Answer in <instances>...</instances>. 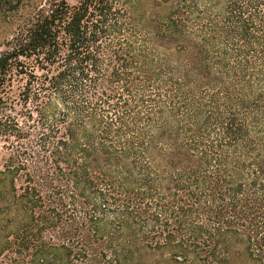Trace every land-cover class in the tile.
<instances>
[{
    "label": "trees",
    "instance_id": "16d2710c",
    "mask_svg": "<svg viewBox=\"0 0 264 264\" xmlns=\"http://www.w3.org/2000/svg\"><path fill=\"white\" fill-rule=\"evenodd\" d=\"M0 13V264H264V0Z\"/></svg>",
    "mask_w": 264,
    "mask_h": 264
},
{
    "label": "rangeland",
    "instance_id": "374dc122",
    "mask_svg": "<svg viewBox=\"0 0 264 264\" xmlns=\"http://www.w3.org/2000/svg\"><path fill=\"white\" fill-rule=\"evenodd\" d=\"M15 28H16V25L7 22L5 18L3 17V15L0 13V45L10 39V37L15 32ZM0 50H1V47H0ZM3 145H4V142L0 138V160L3 155V150H2Z\"/></svg>",
    "mask_w": 264,
    "mask_h": 264
}]
</instances>
